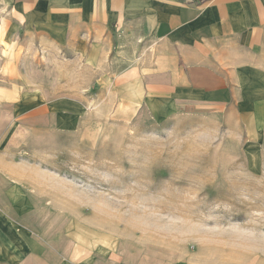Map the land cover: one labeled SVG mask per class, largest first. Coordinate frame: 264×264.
I'll use <instances>...</instances> for the list:
<instances>
[{
	"label": "rangeland",
	"instance_id": "1",
	"mask_svg": "<svg viewBox=\"0 0 264 264\" xmlns=\"http://www.w3.org/2000/svg\"><path fill=\"white\" fill-rule=\"evenodd\" d=\"M29 58L30 89L71 79L85 86V71L72 76L68 61ZM104 72L88 92L60 93L89 98L76 129L9 135L8 146L77 186L61 213L43 205L46 231L62 233L80 260L104 244L138 264H264L261 109H176L123 84L127 70L119 77L110 63Z\"/></svg>",
	"mask_w": 264,
	"mask_h": 264
},
{
	"label": "crops",
	"instance_id": "2",
	"mask_svg": "<svg viewBox=\"0 0 264 264\" xmlns=\"http://www.w3.org/2000/svg\"><path fill=\"white\" fill-rule=\"evenodd\" d=\"M31 54L85 71L86 88L71 79L30 89ZM110 63L132 76L123 84L173 108L251 107L262 117L264 0H0V264H138L104 244L80 260L62 233L46 231L43 205L61 213L77 186L8 146L15 129H76L89 98L60 93L92 90Z\"/></svg>",
	"mask_w": 264,
	"mask_h": 264
}]
</instances>
